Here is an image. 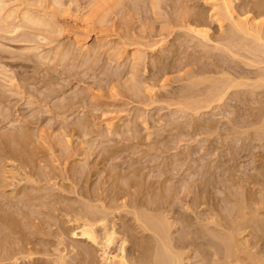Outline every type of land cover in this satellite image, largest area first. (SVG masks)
I'll list each match as a JSON object with an SVG mask.
<instances>
[{
    "label": "rangeland",
    "instance_id": "374dc122",
    "mask_svg": "<svg viewBox=\"0 0 264 264\" xmlns=\"http://www.w3.org/2000/svg\"><path fill=\"white\" fill-rule=\"evenodd\" d=\"M0 1L2 4V6H0L1 7L0 9L3 8V6L5 5V2H6V4L9 2L7 4V7H5L6 5L4 6V8H7V9H5L7 12L4 9H2L0 12V15H1L0 16L1 17L0 29L3 27L6 28L5 32H4V28L2 30H0V60H1L0 61V64H1L0 65V100H1L0 101V108H1L0 109V135H9V134L12 135L13 132L14 133L16 132V134L17 133L19 134L23 130L29 129L31 134L33 133L32 134L33 138H31V139H34L33 140L34 144L31 141V143H30L31 146L28 143L26 146V149H27L26 151H27V153L29 152L30 154L29 153L26 154L25 153L26 151L23 152L24 155H23V153L21 154V152H19L18 157H17V155H18L17 152L13 153V155L11 156L9 152L2 150L1 149L2 144L0 142V144H1L0 145V150H1L0 151V153H1L0 154V166H1L0 167V175H1V177H0V200H2V202L5 201L4 202V208L7 211L9 210V212L17 213L16 217H20V215L18 214L19 212L22 213L24 210L26 211L28 209V207H25L24 204L22 202H20V200L24 197V194L34 195V197H36L38 195L36 198L33 199L31 204L28 202L31 206L28 210H30L32 213H33V211H34V213H36L39 210L44 211V208L42 206H40V204H39L43 201H42V199H39L38 197H41L43 195L46 196L48 193H49L48 195H51V197L47 195L48 198L50 197L51 199H53V197H54L55 200L60 201L58 203L60 205H57V207L58 206L59 207L60 206L66 207V205H69V204L70 205L74 204L73 206L79 207L83 203L87 204V202H89V205H92V206H95V205L97 206V203H98V207L100 206V208H101L102 203H99L100 201L98 202L99 199L102 198L105 200V198H106V201L108 199V201L110 202L115 197V196L113 198L110 197L111 194L114 193V192H112L114 190L109 189V186L113 185L110 183H114L113 182L114 180H112V179L114 178L115 174L117 173V170H119L118 173L122 172V170H123L122 177L124 179L125 178L129 179L130 177H127V175L132 176V169L141 168V175H143V177H144V174H145V176L149 173H151L150 175L154 174V178H153V176L147 175L148 177H151V179H149L146 176L149 179V181H151L153 179H157V177H159L158 179L162 181V179L165 178V175H164L165 172L169 173L170 179L168 181H166V183H164L165 187H166V185H167V187H168V185H170V187L176 186V189H175L176 195H174L175 196V197H173L174 199L172 198L170 201L174 205L176 204L174 206L173 211H175V215H176L175 217L179 218L178 219L179 225L177 226L179 228H177L178 230L175 229L176 232L174 233V235H175L174 237L176 238V241L178 242L181 238V234L185 230L183 225H181V222H182L181 216L182 215L178 214V212L181 214H185V212L191 213V211L188 212V211H185L186 209H184V208H186V205H185L186 201H188L190 199V197L187 198L185 196L186 192L184 193L185 189L183 188L184 184L186 185L187 183H191L190 182L191 181L190 180V177H191V158H193V156H194L195 158L197 157V159H198V157L200 158L201 156H205L207 154L206 152L209 151V150L207 151L206 149H213L214 146L217 147V145L219 144L220 145V147L218 145L219 149L215 150L216 153L218 151L217 155L219 154L218 155L219 157L216 154L213 155V153H212V156L210 154H209L210 156H208V154L206 155V159L210 162L209 163L207 161V163L211 164L209 167L214 168V169H212V171H214L217 175L218 172L220 171V169H218V164H221L220 160L230 159L231 158V150L233 149V147H234V150L235 149L236 150L241 149L242 147H244V142H245V146H246V144L249 143L254 148H256L255 146H262L264 144L263 143L264 138H263V140H260V142L258 139V138H260L259 135L261 134L260 133L261 131L259 132V128L257 127L259 125V123L256 124L257 119L255 120V122L251 121V119L253 117H251V115L248 114V113H250L248 108L249 107L251 108L252 106H254L255 103L253 105H252V103H250L253 101V100L249 101L252 98L247 99V100L245 99V98H248V96H250V95H251V97H253L257 94L254 93L255 95L252 96V93L248 92L249 95L246 94L247 97H244V96H246L244 94V92L247 90L245 87L244 88L246 90L241 89L240 90L241 92L239 91V89L242 88V86L239 87L238 89H236V88H232V89H234V91H237V92L239 91V93H238L239 95L244 94L242 98L245 99V102L249 101L250 105L248 103L242 102V100H241L242 95L240 97L236 96L237 98H240L239 103H236V101L233 102V99L231 100V98H230L232 96L226 95L225 99L222 100V102L217 101L218 102L217 103L214 101L215 103L214 102L211 103L212 104L211 107L209 106L208 108H205V109L203 108V110L200 111L201 113L199 112L197 115V112H196V115L194 116L195 111H194V113H191V112H193V111H191V109H188L189 111H187L186 107L185 108H184V106L182 107L183 104H181V103H180L181 105L177 104V103H179V101L182 100V98L180 99L179 94L181 95L182 91L185 92L186 91L185 89L190 88V85L192 84L191 83L192 79H189V77L192 78L191 76H189V75H191L189 73H193V71L191 72V70L194 69L196 71L197 68L199 70L203 66H205L204 68H206L207 66L208 67L210 66L209 69H211L212 68L211 66L215 67L214 63L218 62L217 64L220 65V62L221 63L225 62V60H224V59H226L225 56H227V55L230 56L227 51L224 52L225 48H223V44L222 45H219L221 43L216 44V42H213L212 38H211L212 41H210V40L205 41L206 39L200 40L202 38L197 37V40H200V42L196 41L194 39L196 36L194 35L195 36L194 37L193 33L191 32L192 33L191 34L190 32H188L190 30H186V28H185V27L189 26L188 25L189 23L188 24L186 23L187 18L188 19H192V17L194 18V15L192 16V14H194V12L197 13L199 11L201 12L202 10L205 11V14L203 17V19L205 20V18L207 17L205 15H207L209 13V11H211V9H210L211 4L210 3L207 4L205 2V0H119L120 2L118 0H58V1L55 0V3H54V0H0ZM41 1H44V2L41 3ZM56 1H57V3H56ZM118 3H121L122 5L121 4L119 5ZM236 3L239 4L240 1L237 0ZM30 6H32V8H30ZM28 8H30L31 12ZM12 9H13V11H12ZM32 10L34 11L35 14L33 13ZM25 11H28L30 14H34L36 16L38 15V17H40L42 19H45V20L47 19V22L49 20V24H50V21L56 20V22H54L55 25L53 22H51V24L49 26L50 29H49L48 24H47V26L45 24L44 26L41 25L40 27H39V25L36 26V24H29V23H27V21H25V19L23 17V14L25 13ZM203 11H202V13H204ZM39 12L42 14L40 15ZM45 12L47 14H45ZM10 13H12V14H10ZM48 13H50V14H48ZM51 14L53 16L52 20L50 17ZM83 14H84V16H83ZM12 15H14V16H12ZM45 15L47 18H44ZM183 16L186 18H184ZM4 17H5V19H3ZM15 18H17V19H15ZM208 18H209V15L206 18V20H208ZM3 21H4V23L6 21V23L4 24ZM184 21H185V23H183ZM14 22H15V24H14ZM180 22L183 23L184 25H181ZM2 25H4V26H2ZM13 25H15V26H13ZM22 26H24V27H22ZM34 26H36V27H34ZM51 26H52V28H51ZM26 27H28V28H26ZM35 29L38 32L35 31ZM213 29H212V31H213L212 34H216V33L218 34L219 33V32H217L216 28L214 30ZM8 30H9V32H8ZM13 30H14V33L12 32ZM39 30H41V31H39ZM173 30H174V32H173ZM215 31H216V33H215ZM169 32H172V34L170 33L171 35H168ZM7 33H11V34H7ZM42 33L45 37L42 35ZM1 34H3V35H1ZM40 36H41V38H40ZM48 36H49V38H47ZM165 36L169 40L166 39ZM191 36H193L194 38H192ZM191 38H192V41H191ZM161 39L162 40L164 39L163 40L164 42L159 43L158 41H160ZM193 39L195 41H193ZM201 41H204V42H202V46L200 45ZM1 42H2V44H1ZM158 43L161 45H159ZM197 43H200V44L197 45ZM204 43H205V45H207L206 47H205V45L203 46ZM216 46L219 48H217ZM28 47H33V48H31L33 51L30 50ZM23 50L28 51V52H24ZM58 52L61 54L65 53V55H67V56H65L63 54L64 55L63 58H65V57L66 58H65V60L62 58V62H60L61 57L60 58H59V56H58V58L55 57V54L56 55L59 54ZM23 53H25V54H23ZM223 53L226 55L221 56L220 54H223ZM42 54H43V56H42ZM44 54H45V56H44ZM61 54H59V55H61ZM135 54H136V56L134 57ZM137 54L138 55L140 54V56H138ZM210 55L212 57L213 56L214 57L216 56V57L212 58ZM48 56H49V58H48ZM168 56L169 57L171 56L172 58L170 57L171 58L170 59ZM231 56H233V55H231ZM231 56L229 58H227L226 60L231 59ZM15 57H16V59H14ZM139 57H141V58L138 59ZM158 57L161 58L162 63L159 60L160 58H158ZM219 57L220 58L223 57L224 62L220 61L221 59ZM133 58H137V59H133ZM232 58H233V60H235L234 56ZM239 58L238 57L236 58V62L238 61ZM241 58H243V57H241ZM25 59H27V60H25ZM153 59H154V61H155V59H158L157 61H155V64L157 62H160L159 63L160 65L157 64V66L159 65L162 68V70H164L162 72V70L159 69L160 71H158V72L159 73L162 72L160 74V76H162L166 70L168 71L171 68L170 72L168 71V74H164L162 77L163 79H164V76L166 77L164 80L166 83L163 82V84H165V87H166V88H164V90L165 89H167V90L163 91V88L162 89L160 88L162 91L157 92V90H160V89L157 87L154 89L155 91L153 92L154 93L153 97H154V100H155V98H157L156 102L153 101V98H151L152 95L149 96L150 98L147 96L150 94H149V92L147 93L146 86L143 88L144 90L141 89V87H143V84L148 83V80L150 82V76H151V80H154V81L157 78L156 77V75L158 73V72H156L157 66L154 65ZM215 59H217V60L219 59V60L217 61ZM243 60L244 59H241L240 62L238 61V63H240V65L237 63L239 66L238 69L236 70L237 72H238L239 68H241V66H243L242 68H244L245 71H247V70L250 71L249 68L254 67V66L248 67L245 64L248 61L247 62L245 61L242 63ZM214 61H216V62H214ZM229 61H232V60H228V62ZM165 63L168 64L167 67H165L166 66ZM225 63L227 65L226 69L227 68L229 69L230 67H228L227 61ZM230 63L231 62H229V65L234 64V61H232L231 64ZM163 64L165 65L164 67L166 69L163 67ZM170 65H171V67H169ZM244 65H246V66H244ZM232 66H235V64ZM208 67H207V69H208ZM260 67H261V69H260ZM260 67L258 69L257 68H253V69L251 68V70L258 72L259 69L262 70L264 68V64H263V66H261V64H260ZM167 68H169V69H167ZM242 68H241V70H239L240 73L245 72V71H242L243 70ZM201 69L203 70V68H201ZM157 70H158V67H157ZM167 71L165 73H167ZM195 71H194V73H195ZM228 71H230V70H228ZM236 71L233 70L232 74L234 75V73H236ZM9 72H11V73L13 72V73L10 74ZM134 72H136V73L134 74ZM262 72H263V70L260 73H262ZM153 73H155V76H153L154 75ZM194 73H193V75H194ZM240 73H236V74H240ZM13 74H15L16 76L15 75L13 76ZM2 75H3V77H2ZM219 75H218V77H219ZM133 76H134V78H133ZM148 76H149V78H147ZM235 76L237 77V75H235ZM251 76H252V74H251ZM194 77H197V80H198L199 79L198 73L196 76L194 75ZM240 77H245V76L241 75ZM14 78H15V80H14ZM167 78H168V80L166 81ZM247 78L250 79V77H247ZM256 78H257V76H256ZM3 79H5V81H2ZM145 79H147V81H144ZM193 79H196V78H193ZM251 79H255L254 76H252ZM8 80H9V83H8ZM11 82H13V83H11ZM140 82L141 83L143 82V83L140 85L139 84ZM161 82H162V80H161ZM159 83H158V85L161 84V83L160 84ZM201 83L203 84V82H201ZM208 83L209 82H207V84ZM207 84L205 83L204 85L207 86ZM134 85H135V88H137V89L134 88ZM136 85L140 86V87H137ZM188 85H189V87H186ZM204 85H202V86H204ZM22 88H23V90H22ZM202 88L204 89L205 87H201L200 89H202ZM131 89L133 91L139 90V93H141V94H139L140 97L136 96V94L138 95L137 91H136V94H134V92ZM200 89L198 88V90H200ZM203 89H202V92H204ZM231 90H229V92H228L229 94L231 93L230 92ZM180 91H181V93H180ZM234 91H232V92L234 93ZM257 91H259V89ZM259 92H261V91H259ZM29 93H32V94H29ZM156 93L157 94L161 93L159 95H161L165 99L159 95L155 96ZM197 93L198 92H196V94ZM245 93H247V92H245ZM28 94L30 95V97ZM31 95L34 96V98ZM199 95L197 97L201 98V97H199ZM262 96L260 95V97H259L257 95V96H255L256 98L254 97V99H257V97H259L258 99H260ZM145 97H146V99L147 98L148 99L146 100ZM158 97L161 98V100L158 101V99H159ZM37 98H39V99L37 100ZM42 98H43V100H42ZM227 98H229V99H227ZM29 99H31V100H29ZM65 100H67V101H65ZM228 100L229 101L231 100V101L229 102ZM30 101H32L33 103L34 102H36V103L31 104V103H29ZM38 101L40 102L39 104H38ZM41 101L42 102L46 101V102L45 103L43 102V104H42ZM70 101L72 103H70ZM225 101H227V102H225ZM68 102L71 106L67 104ZM73 102L76 104L74 105ZM182 102H183V100H182ZM231 102H233L234 104H232ZM259 102L261 104V100ZM263 102L264 101H262V104H264ZM47 103H48V105H47ZM146 103H148V104L151 103V104L147 105ZM228 103H230L229 104L230 107H228L229 106ZM40 104H42V105H40ZM246 104L249 106H247ZM231 105H234V106H231ZM235 105H237V108L239 110H242V111L238 112V115L241 114L240 116H242V114H243V111H244L243 108L245 109V107H246V109H247V110L245 109L244 113H246V114L245 115L243 114L242 118H240V116H238L236 113H234L235 117L237 115V117H239L238 119H240V121H241V122L237 123V125L240 124L239 126H234V124L237 122L238 119L236 121H234V119H232V116H230V114L232 115V113H233L231 111L236 109ZM242 105H243V107H242ZM244 105H246V106H244ZM258 105H259V103H258ZM260 106H262V105H260ZM262 107H264V106H262ZM43 108H44V112H43ZM66 109H69V112H66ZM238 109H236V110H238ZM51 110H53L54 112ZM224 112H225V114H224ZM191 114L194 117L189 116ZM2 115H4V116H2ZM139 115H140V117H139ZM84 117H86V120H84ZM91 117H92V119H91ZM196 117L198 118V120ZM82 118L84 121H87V122L90 121L89 123H91V122H93V123L88 125L87 122L82 121ZM139 118H140V120H139ZM194 118H195V120H193ZM208 118H211L209 120L210 123H213V121H214L213 124H215L216 128L219 127L217 130H215V132H213V134H211V135H210V133L205 134L202 131H201L202 133H200V131H198L197 128L196 129L192 128V126H193L192 124L198 123L201 120H203V122H204V120L207 121ZM248 119H249V122L255 123L254 128H253L254 130L251 129L252 128L251 124H250L251 125L250 126L248 122H247L248 124L246 123L245 120L248 121ZM77 120L78 121L80 120L79 123L82 122V125L80 124V126H77L76 125V124H78V123H76ZM232 120H233V122H232ZM32 121L34 124H32ZM67 121L69 122V127L67 126L68 125ZM142 121H144V122H142ZM242 121L244 124L242 123ZM13 123H14V125H13ZM26 123H28L27 125H29V123H31L29 125V128L27 127ZM112 123L113 124L115 123V125H112ZM140 123H141V126H140ZM83 124L86 125L87 128H89L90 132H91V129L93 130V128H94V130L91 132V135H90V132L87 131L88 129H86L85 128L86 126H85L84 128L86 129V133H85L86 136H84L85 134L82 131V129L80 128V127L83 128ZM133 124H135V125L133 126ZM32 125H33V127H32ZM91 125H93V126H91ZM242 125H244L245 127ZM248 126L250 128H248ZM259 126H261V125H259ZM65 127H68L69 129H71V130H69V132H71L72 130L73 131L71 133H69V132L67 133L68 128L66 130ZM74 127H75V129H74ZM90 127H92V128H90ZM138 127L140 128L141 131L139 130ZM234 127H237V128H234ZM238 127L240 128V130L238 129ZM7 128H8V132L6 130ZM76 129H77V131H76ZM199 129H200V127H199ZM233 129H235V130H233ZM137 131L141 134L142 138H141V136H139V133ZM193 131H195V132L193 133ZM196 131H197V133H196ZM245 131H247V132L244 133ZM253 131L255 133H258L259 137L256 136ZM80 132H82V134ZM95 132H97V133H95ZM150 132H152V133H150ZM248 132L252 133V137H253L252 139L254 141L252 140V142H250L251 136L249 135ZM87 133H89V134H87ZM147 133L149 135L151 134L152 136L151 135H150L151 137L148 136ZM236 133L238 134V136ZM240 133H243V135L241 136ZM71 134H73V136ZM136 134L138 135V138H137V136L135 137ZM209 135H210V138H209ZM239 135H240V137H239ZM139 137H140V140L142 139V140H144V142L146 141L145 138H147L148 140L146 141V144H144V142L142 143V141H140L142 143V144H140ZM205 137L206 138L208 137L209 140L207 139V141H206ZM238 138L239 139L241 138V139L239 140ZM163 139H165V140H163ZM244 139H246V140H244ZM134 140H136V141L134 142ZM211 140H212V142H211ZM256 140H258V141H256ZM67 141L68 142L71 141V143H67ZM156 141H159V142H156ZM152 142H155L158 146H156V144L152 143ZM215 142H216V144H215ZM133 143H134V145H132ZM210 143H213V144L211 145ZM254 143H255V146H254ZM259 143H260V145H258ZM138 144H140V145H138ZM152 144L154 145V147L152 146ZM209 144L211 145V147L213 145L214 146L212 148H210ZM13 146L15 148L20 147V146L15 145V144ZM112 146H114V147L112 148ZM135 146H136V149H134ZM3 147H4V145H3ZM67 147H69V148H67ZM117 147H121V148L117 149ZM124 147H126V148L124 149ZM132 147H133V150H132ZM70 148L72 149V151H70L71 150ZM222 148H224V149H222ZM228 148H230V149H228ZM261 148L257 147V150L255 149L253 151L257 152L258 154L264 153L263 152L264 150L262 152H261V150H258ZM19 149L22 150V147H20ZM33 149L34 150L36 149V150L34 151ZM68 149H70V150L68 151ZM105 149H107V151L112 150V149L118 151V150L122 149V150H120V152H118L119 155L117 154L115 156V159L113 158L112 160L109 161V163H112V165L115 164V166L113 165L114 167L111 166V164H110L111 167H113V168L117 167L118 168V169L116 168V173H115L114 169H112L114 171V172H112V171H109L110 167L109 166L107 167V165H109V163H108V161L106 163L105 158H103V157H105L104 154L106 153ZM222 151H224V153ZM229 151H230V153H229ZM2 152L6 153V154L4 155V153L2 154ZM69 152L71 154H68ZM102 153H103V156L102 155L100 156V154H102ZM227 153H229L230 156H228L229 154H227ZM20 154H21V156H20ZM1 155H2V157H1ZM14 155H15V157H14ZM28 155H30L32 158L31 157L28 158ZM121 155H123V156L121 157ZM126 155H127V157H126ZM191 155H192V157H191ZM224 155H226V157ZM22 156H24V157H22ZM128 156H130V158ZM21 157L24 159H22ZM87 157H89V158H87ZM101 157H102V159H101ZM178 157L179 158L182 157V159L179 160ZM249 157H246L245 155H243V158H241L237 162V165L239 166L240 171L245 170V168L249 169V170H247V171H249V173L252 172V170L255 171V169L253 168L254 167V165H253V163H254L253 159L254 158H249ZM20 158L22 159V161L25 160V158L27 160L29 159L28 161L27 160H25V162L23 161V163H28V164L21 163L22 161L20 160ZM17 159H19V160L17 161ZM216 159H218V160L216 161ZM256 159H258V157L255 158V160ZM102 160H104V161H102ZM11 161H13V162H11ZM41 161L43 162V164H41ZM124 161H125V163H123ZM136 161H137V163H136ZM252 161H253V163L251 164ZM14 162H15V164H14ZM35 162H37L38 164ZM169 162H170V164H169ZM11 163H12V165H11ZM118 163H119V165H118ZM39 164H41V165H39ZM83 164H84V166H83ZM99 164H101V165H99ZM34 165H36V166H34ZM86 165H88L87 166L88 168L86 167ZM94 165L96 167H92V168H94L96 170H94V169L91 170L90 171L91 175L90 176L88 175L89 176L88 177L87 174L89 173L88 171L91 169L90 166H94ZM15 166H17V167H15ZM39 166L40 167L44 166V167L40 168ZM81 166H83V167H81ZM104 166H106V170H105ZM130 166H131V169H130ZM213 166H215L216 168ZM247 166H249V167H247ZM33 167H35V169ZM85 167H86V170L84 169ZM126 167L128 169H126ZM150 167H152V168H150ZM240 167H245V168H240ZM15 168H17V169H15ZM73 168L76 169V170H74L75 173L77 172L76 174H74V172L72 171ZM81 168H83V169L81 170ZM107 168H108V170H107ZM172 168H174L173 172H171ZM3 169L8 170L9 172L8 171L6 172V170L3 171ZM34 170H36L37 172ZM45 170H48V171L46 172ZM79 170H81L80 173H79ZM127 170H128V172L130 171L129 173H131V174H129V173L127 174ZM82 171L85 173H83ZM103 171L105 173H103ZM161 171H164L163 172L164 174H162ZM240 171H238V174ZM19 172H20L19 176H22V177L24 176L25 178L20 179L21 177H19L17 175ZM39 172H41L42 174L45 173V175L44 174L41 175V173H39ZM81 172L83 174H85L86 176L83 175ZM91 172H94V173H91ZM106 172H107V175H106ZM125 172H126V176L124 174ZM142 172H144V173L142 174ZM47 173H48V175H47ZM71 173H73L72 174L73 176L71 175ZM78 173L82 174V175H79L80 176L79 177ZM100 173L102 174L101 177L104 176V178H102L101 180H100L101 177L99 176ZM110 173L113 176V178H111V179H110V177H112V176L110 175ZM112 173L113 174L115 173V174L113 175ZM255 173H256V171H255ZM12 174H14V175L16 174V175L13 176ZM94 174H96V175H94ZM6 176L10 177L11 179L6 177ZM30 176L32 178H34L35 180L34 181L27 180L28 178H31ZM81 176H83L84 178L82 179ZM120 176L121 175L117 176V174H116V177L119 178ZM4 177H6V178H4ZM107 177H108V180H106ZM13 178H14V180H13L14 182L12 181ZM45 178H46V180H45ZM79 178H81L80 181H79ZM123 178H119V179L122 180ZM9 179H10V184L8 182ZM36 179L37 180L39 179L41 183H42V180H45V181H43V183L41 184L38 181H36ZM109 179H110V181H109ZM117 179H115V180H117ZM119 179L117 180L118 183H119ZM128 179L122 180L121 183L124 181L125 182L128 181ZM85 180H86V182H85ZM102 180L104 181L103 183L101 182ZM111 180H112V182H111ZM172 181L175 184H173ZM186 181H188V182H186ZM31 182L33 183V185ZM35 182H37L39 185L37 183L35 184ZM108 182H110V183H108ZM168 182H169V184H167ZM118 183L116 182L115 185L116 184L118 185ZM226 183H228L227 185L230 186L231 182H226ZM5 184L9 187V189L8 188H7V190L5 189L7 187ZM104 184L106 187L104 186ZM2 185L4 187H2ZM98 186H100L102 188V190ZM20 187L23 190L20 189ZM110 187H112V186H110ZM165 187L163 190L165 193H167L165 191L167 187L166 188ZM42 189L44 190V192L42 191ZM96 189H100L101 191L98 190L99 191L98 192ZM107 190L108 191L112 190V191H110L112 193L108 194ZM159 190L158 191L154 190L152 192L156 195V193H158ZM94 191L95 192L97 191V193L100 194V195L98 194V197L96 196L97 198H99L97 201L94 200L95 198L93 195L97 194ZM155 191H156V193H155ZM1 192H2V194H1ZM91 192L92 193L94 192V193L92 194ZM214 192H215V190H214ZM217 192L218 191H216L215 193H217ZM153 193H151V194H152V197L154 198L155 195ZM41 194H43V195H41ZM82 194H85V195H87V194L91 195L92 194L93 201H90V199L87 196H84ZM107 194L110 198L108 196L106 197ZM218 196L221 197L220 193L218 194ZM155 197H156V199L158 198L157 196H155ZM4 199H6V200H4ZM128 199L129 198H127V200ZM106 201L104 202L102 200V202H104V203H106ZM36 202H37V205H36ZM71 202H73V203H71ZM74 202L76 204L79 203L80 205L76 206ZM91 202L93 204H90ZM179 202L180 203L183 202V203H181V205L183 204L184 206L183 205L182 206L184 208L180 205ZM9 204H10V206H9ZM12 204H14V205H12ZM32 204L39 206L40 209L38 210V207H35ZM127 209L131 210V208H127ZM14 210H16V212H14ZM45 211H48V210L46 209ZM55 211H53L52 214L55 212V215L54 214L53 215L55 217L59 218V215H60V213L58 212L59 210H55ZM110 211H112V210H109L106 212H108V214H112V213H109ZM56 213H58V215ZM126 213H125V211L122 212L123 216H125V215L128 216L125 220L129 221L130 218L133 217V214L129 213V215H128V213L127 214ZM33 214H32V216H33ZM114 214H118V211L114 212ZM114 214H112V215L114 216ZM112 215H110V216L108 215L110 219H113ZM42 217H43V214H42ZM194 217H195V215H194ZM21 218H22V216H21ZM39 218L41 219V216ZM39 218L36 219V223L39 221L38 220ZM66 219L67 218L62 219V220L59 219V221H57L58 222L57 224L59 225L60 222H61L60 224H62L63 221H65ZM49 220H48V222H49ZM21 221L22 220H20V222ZM43 221H46V220H43ZM50 221H53V220H50ZM39 222H41V221H39ZM39 222H38V224H39ZM132 222L133 221H129L130 224L134 225L135 221H134V223H132ZM26 224H27V220H26ZM26 224L24 221H22L21 225H23V228L26 230V231L24 230V232L26 234H29V237L32 236L31 239H35V240L45 239V240L52 241V242L56 241V238L54 239L55 234L52 231H49V229L47 230L46 226H45V228H46L47 232L48 231L49 232L45 234V233H39L38 232V231H40V232L45 231L46 232L45 228H43L44 231H42V228H41V226H44V225L40 226L41 229L37 225V227H38V229H37V227H35L36 225L31 226L30 223H28L27 225ZM53 224H54V221H53ZM57 224H56V226H57ZM66 224H67V226H66ZM66 224L64 223L63 226L68 227L69 224L68 223H66ZM136 226H137V224H135V227ZM189 229L191 230V228H189ZM36 231H37V233H36ZM40 234H41V236H40ZM18 236H20V235L17 234L15 236L10 237V238L16 239V237H18ZM12 239H10V240L12 241ZM13 241H15V240H13ZM73 241H78V240H70V242L76 243ZM38 248H40V246ZM65 252H63V253H65ZM69 253H71V252H67L68 256L66 254H64L66 259L69 260L67 264H75V261H76L74 259L75 255H72L70 257ZM67 257H69L71 259H69ZM193 261H195V259H193ZM185 262L188 263L191 261H184L183 263L185 264ZM188 264H190V263H188Z\"/></svg>",
    "mask_w": 264,
    "mask_h": 264
},
{
    "label": "bare ground",
    "instance_id": "6f19581e",
    "mask_svg": "<svg viewBox=\"0 0 264 264\" xmlns=\"http://www.w3.org/2000/svg\"><path fill=\"white\" fill-rule=\"evenodd\" d=\"M57 1H56V3H57ZM236 1L237 0H205V2L207 4L210 3L211 7H212V8L210 7L211 11H209V13L207 12L208 14L206 13L207 15H205L207 17L209 15L208 20H206L207 17L205 18V20L203 19L204 14H205V11H203V10L202 11L204 13H202V11L201 12L199 11L197 13L194 12V14H192V16L194 15V18L193 17H192V19H188L187 18L188 22L185 20L187 24L189 23L188 24L189 26L185 27L186 30H190L188 32H190V33L192 32L193 36L194 35L196 36V37L194 36L195 38L193 36H191L192 38H194L196 41H199V42H200V40H203V39H206L205 41H208V40L212 41L211 40V38H212L213 42H216V44L217 43H221L219 45L223 44V48H225L224 52L227 51L230 56L233 55L235 57V60H233V58H232L233 56H231V59H228V60L234 61L235 66H232V65H234V64H231L232 61H229V62H231L230 63L231 65H229V62L226 59L229 58L230 56L227 55L228 57L225 56L226 59L223 58L224 56L222 58H220V57L219 58L221 59L220 61H223V59L225 60V62L227 61L228 67H230L229 69L228 68L226 69L227 65H226V63L224 61L223 62L225 64L220 62V65L217 64L218 62L214 61V62H216V63H214L215 67L211 66L212 68L214 67L213 69L212 68L209 69L210 66L209 67L207 66L208 69H207V67L204 68L205 66H203V67H201V68H203V70L200 68L201 69V70L199 69L200 71L198 70V68H197L196 71L192 68L193 70H191V72L193 71V73H194V71H195V73H194L195 76L198 73L200 80L199 79L197 80V77H194L193 73H189V74H191L189 76L192 77V78L189 77V79H192L193 82L191 81L192 84L191 85L189 84L190 88H188V89L186 88L185 92L182 91L181 95L178 93L179 96H180V99L182 98L183 102H182V100L179 101L178 100L179 98H178L177 100L179 101V103H177V104H180V103L183 104L182 107L183 106H184V108L186 107L187 111H189L188 109H191V111H193L191 113H194V111H195V114H194V116H195L196 112H197V115H198V113L201 110H203V108L205 109V108H208L209 106L211 107V105H212L211 103H213L214 101L215 102H217V101L222 102V100L225 99L226 95L227 96L228 95L232 96V97L229 96L231 98V100L233 99V102L236 101V103H239V99L240 98H237L236 96L240 97L242 95V94L241 95L238 94L241 89H243V90L247 89L245 91L247 93H245L243 91L245 95L246 94L249 95L248 92H251L252 96L255 95L254 93H256L259 97H260V95L261 96L263 95L260 99H258L259 97H257V99L259 101L261 100V104H260V102L257 99H254V97L257 96V95H255L253 97H251V95H250V96H248V98H245L246 100L252 98V99L249 100V101L253 100L250 103H252V105L255 103V105H254L255 107L252 106L251 107L252 109L250 107L248 108L249 112H250L248 114H250L251 117H253L252 119L250 118L251 121L255 122V120L257 119L256 124L259 123V125H261V126H259V125L257 126L256 125L259 128V132L261 131L260 135L253 131L256 136H258V135L260 136V138H258L259 136L257 137L259 139V142H260V140H263V138H264V107H262V106H264V104H262V101H264V68L262 69L263 72L260 73L262 71V70H260L261 69L260 64H261V66H263V64H264V0H239L240 1L239 4L236 3ZM42 2H44V1H41V3ZM54 3H55V0H54ZM7 4L5 2L6 6L5 5L4 6L7 7ZM118 4L120 5L121 3H118ZM0 6H2L1 1H0ZM4 6H3L2 9H4V10L7 9V8H4ZM32 6H30V8H32ZM30 8H28V9L30 10ZM2 9H0V12H1ZM12 11H13V9H12ZM30 12H31V10H30ZM33 13H34V11H33ZM10 14H12V13H10ZM34 14H30L28 11H25V13L23 14V17H24L25 21H27V23L36 24V26L39 25V27L41 25L44 26L45 24L47 26V24H48V28H49L51 22H53V23L56 22V20L55 21H50V24H49V20L47 22V19L46 20L42 19V18L38 17V15L36 16ZM41 14L42 13H40V15ZM45 14H47V13L45 12ZM48 14H50V13H48ZM12 16H14V15H12ZM83 16H84V14H83ZM50 17H51V20H52V18H53L52 14L50 15ZM44 18H47L46 15L44 16ZM184 18H186V17H184ZM3 19H5V17ZM15 19H17V18H15ZM0 20H1V17H0ZM185 21L183 23H185ZM3 23H4V21H3ZM5 23H6V21H5ZM183 23L180 22L181 25H184ZM14 24H15V22H14ZM54 25H55V23H54ZM2 26H4V25H2ZM13 26H15V25H13ZM36 26H34V27H36ZM22 27H24V26H22ZM3 28H4V32H5L6 28L5 27H3ZM3 28H1L0 30H2ZM26 28H28V27H26ZM51 28H52V26H51ZM213 28L214 29L216 28L217 32H219V33L217 34L216 31H215L216 34H212L213 33V31H212ZM36 29H35V31H37ZM14 30L12 31L13 33H14ZM39 31H41V30H39ZM8 32H9V30H8ZM173 32H174V30H173ZM170 33L172 34V32H169L168 35H171ZM3 34H1V35H3ZM7 34H11V33H7ZM42 35H43V33H42ZM197 37H200L202 39L197 40ZM40 38H41V36H40ZM47 38H49V36ZM192 38H191V41H192ZM166 39H168V38L166 37ZM194 39H193V41H195ZM163 40L161 39L158 42L159 43L164 42ZM202 42H204V41H201V44L197 43V45L200 44L202 46ZM1 44H2V42H1ZM159 45H161V44H159ZM204 45H205V43L203 44V46ZM206 46L207 45H205V47ZM28 48L30 50H32L31 48H33V47H28ZM217 48H219V47H217ZM23 51L24 52H28V51H25V50H23ZM23 54H25V53H23ZM59 54H61V53H59ZM59 54H57V55L55 54V57H57V58H58V56H59V58L61 57L60 58V62H62V58L65 55V53H62L61 54L62 56L59 55ZM220 55L222 56V55H226V54L223 53V54H220ZM42 56H43V54H42ZM44 56H45V54H44ZM65 56H67V55H65ZM135 56H136V54L134 55V57ZM138 56H140V54ZM237 57L238 58L239 57L240 58L243 57V58H241V59H244L242 61V63L245 62V61L246 62L248 61L245 64L248 67L249 66H254V67H250L249 68L250 71H248V70L245 71L244 68H242L243 66H241V68L243 69L242 71H245V72H241L240 73L239 70H241V68H239V70L237 72L236 70L239 67L238 64L240 65V63H238V61L239 62L241 61V59L239 58L240 60L238 59V61L236 62V58ZM48 58H49V56H48ZM65 58H63V59L65 60ZM140 58L141 57H139L138 59H140ZM158 58H160V57H158ZM14 59H16V57ZM133 59H137V58H133ZM25 60H27V59H25ZM157 60L158 59H155V61H157ZM159 60L161 61V58ZM215 60H217V59H215ZM153 61H154V59H153ZM155 61H154V65L157 66V64H159L160 62H157L155 64ZM161 63H162V61H161ZM159 65L157 66L158 70H157V67H156V72L162 70V68ZM171 65L169 67H171ZM246 65H244V66H246ZM164 66L165 65L163 64V67ZM167 66H168V64H166L165 67H167ZM259 67H260V69H259L260 72L251 70V68L252 69L253 68H257L258 69ZM167 69H169V68H167ZM170 70H171V68H170ZM170 70H168V71L170 72ZM228 70H230V71H228ZM233 70L236 71V73H240V74L234 73V75H233L232 74ZM163 71L164 70H162V72ZM168 71H167V73L164 72V74H168ZM136 72H134V74ZM162 72H160V73L158 72L159 74L157 73V75H156L157 78H156L155 81L151 80V76H150V82L148 80V83L143 84V87H141V89H143L146 86L147 93L149 92V94H150V95H147V96L149 97V96L152 95L151 98H153V101H155V102H156L157 98H155V100H154V97H153L154 96L153 92L155 91L154 89L157 87L159 89L163 88V91L167 90V89L164 90V88H166V87H165V84H163V82H165L164 80H165L166 77L164 76V79L162 78L164 74L162 76H160V74ZM9 73L12 74L13 72L12 73L9 72ZM155 73H153L154 74L153 76H155ZM15 74H13V76ZM251 74H252V76H254L255 79H251V77H252ZM218 75H219V77H218ZM235 75H237V77L239 76L238 77L239 79ZM241 75L245 76V77H240ZM256 76H257V78H256ZM2 77H3V75H2ZM247 77H250V79L247 78ZM15 78H14V80H15ZM133 78H134V76H133ZM147 78H149V76ZM193 78H196V79H193ZM9 80H8V83H9ZM161 80H162V82H161ZM167 80H168V78L166 79V81ZM2 81H5V79H3ZM144 81H147V79H145ZM201 82H203V84ZM207 82H209L210 84L209 83L207 84ZM11 83H13V82H11ZM142 83L140 82L139 84L141 85ZM158 83L160 85H158ZM205 83L207 84V86L204 85ZM189 85L186 86V87H189ZM202 85H204V86H202ZM241 86H242V88H240L238 92L234 91V89H232V88L238 89ZM137 87H140V86H137ZM201 87H205L204 89L202 88L204 92H202V89H200ZM134 88H135V85H134ZM198 88L201 91L198 90ZM135 89H137V88H135ZM161 89L160 90L156 89V90L158 92V91H162ZM258 89L261 92L257 91ZM22 90H23V88H22ZM229 90H231L230 94L228 93ZM136 91L135 90L133 91L134 94H136ZM232 91H234V93ZM196 92H198L200 95L198 93L196 94ZM137 93H138V95L136 94V96L140 97L139 94H141V93H139V90L137 91ZM161 93H159V94H161ZM180 93H181V91H180ZM29 94H32V93H29ZM159 94L156 93L155 96L159 95ZM198 95L201 98H198L197 97ZM243 95L241 96V98L243 97ZM159 96H161V95H159ZM29 97H30V95H29ZM32 97L34 98V96H32ZM244 97H247V95L244 96ZM162 98H164V97H162ZM38 99L39 98H37V100ZM145 99H146V97H145ZM227 99H229V98H227ZM245 99L242 98L241 99L242 102L249 104V101L245 102ZM29 100H31V99H29ZM42 100H43V98H42ZM159 100H161V98H159L158 101ZM65 101H67V100H65ZM43 102L45 103L46 101H43ZM43 102H42V104H43ZM225 102H227V101H225ZM233 102H231V103L234 104ZM29 103L32 104L33 102L30 101ZM34 103H36V102H34ZM39 103L40 102L38 101V104ZM70 103H72V102L70 101ZM258 103H259V105H258ZM42 104H40V105H42ZM67 104L70 105L69 102ZM75 104L76 103H74V105ZM146 104L150 105L151 103L150 104L146 103ZM229 104L230 103H228V105ZM47 105H48V103H47ZM246 105H244V106H246ZM249 105H247V106H249ZM260 105H262V106H260ZM231 106H234V105H231ZM228 107H230V105ZM242 107H243V105H242ZM235 108L238 109L237 105H235ZM236 109L233 110V111L230 110L231 112H233L232 115L230 114V116H232V119H234V121H236L239 118V117H237L238 112L242 111V110H239V109H238L239 110L238 111ZM245 109H246V107H245ZM245 109L243 108L244 111H245ZM51 111H53V110H51ZM244 111H243V114L245 115L246 113H244ZM43 112H44V108H43ZM66 112H69V109H66ZM234 113L237 114L236 117H235ZM224 114H225V112H224ZM243 114H242V116H243ZM240 115H238V116H240ZM2 116H4V115H2ZM189 116H192V114L189 115ZM194 116H192V117H194ZM242 116H240V118H242ZM86 117H84V120H86ZM139 117H140V115H139ZM91 119H92V117H91ZM210 119L211 118H208V120L207 121L204 120V122H203V120H201L198 123L194 122L195 124H192L193 125L192 128H195V129L197 128V130L200 131V133H202V132L205 133V134H207V133L209 134L210 133V135H211L219 127L217 126L218 128H216L215 124H213L214 121H213V123H210L209 122ZM84 120L82 118V121H84ZM139 120H140V118H139ZM193 120H195V118ZM197 120H198V118H197ZM79 121L78 120L76 121V123L79 124V125L76 124L77 126H80V124L82 125V122L79 123ZM245 121H246V123L248 122L249 125L250 124L252 125V126L250 125L252 127L251 129L254 128V125H255L254 122H249V119H248V121L247 120H245ZM84 122H87V121H84ZM89 122H87L88 125L93 123V122H91V123H89ZM142 122H144V121H142ZM232 122H233V120H232ZM239 122H241L240 119H238L235 124L233 123L234 126H239L240 124L237 125V123H239ZM242 123H243V121H242ZM27 124L28 123H26V125ZM30 124L31 123H29V125ZM32 124H34L33 121H32ZM84 124H83V128L82 127H80V128L82 129V131L85 134L86 133V129H88L87 131H89V128H87V126L84 125ZM13 125H14V123H13ZM29 125H27L28 128H29ZM112 125H115V123L114 124L112 123ZM134 125L135 124H133V126ZM67 126L69 127V122H68ZM91 126H93V125H91ZM140 126H141V123H140ZM242 126H244V125H242ZM32 127H33V125H32ZM68 127H65L66 130H67ZM199 127H200V129H199ZM90 128H92V127H90ZM234 128H237V127H234ZM248 128H250V127L248 126ZM74 129H75V127H74ZM77 129H76V131H77ZM238 129L240 130L239 127H238ZM6 130L8 132V128ZM69 130H71V129L68 128L67 133L69 132ZM93 130H94V128H93ZM93 130L91 129V132ZM139 130H140V128H139ZM233 130H235V129H233ZM71 132H69V133H71ZM91 132H90V135H91ZM194 132L195 131H193V133ZM246 132L247 131H245L244 133H246ZM80 133L82 134V132H80ZM95 133H97V132H95ZM150 133H152V132H150ZM196 133H197V131H196ZM250 133H249V135L251 136V141L250 142H252V140H253L252 138L253 137H252V133L251 134ZM32 134L29 131V129H27V130H23L19 134L18 133L16 134V132L15 133L13 132L12 135L11 134H9V135H0V142L2 144V148L1 149L6 151V152H9L11 156L13 155V153L17 152V154H18L17 157H18L19 156V152H21V154H22L23 152H25L27 150L26 149L27 143L30 144L31 141H32V143L34 144V141H33L34 139H31V138H33ZM87 134H89V133H87ZM240 134H241V136L243 135V133H240ZM71 135L73 136V134H71ZM150 135L148 134V136H150ZM210 135H209V138H210ZM84 136H86V134ZM136 136L138 138L137 134L135 135V137ZM139 136H141L140 133H139ZM237 136H238V134H237ZM239 137H240V135H239ZM141 138H142V136H141ZM207 139H208V137L206 138V141H207ZM145 140L147 141L148 139L145 138ZM163 140H165V139H163ZM244 140H246V139H244ZM135 141L136 140H134V142ZM140 141H142V143L144 142V140H142V139L140 140V137H139V142ZM146 141L144 142V144H146ZM256 141H258V140H256ZM156 142H159V141H156ZM211 142H212V140H211ZM67 143H71V141L70 142L67 141ZM142 143L140 142V144H142ZM152 143H155V142H152ZM14 144L22 147V150L19 149L20 147L19 148H15L13 146ZM140 144H138V145H140ZM210 144L212 145L213 143H210ZM215 144H216V142H215ZM3 145H4V147H3ZM132 145H134V143ZM211 145H210V148H212L214 146L213 145L211 147ZM218 145H217V147L214 146L213 149H206L207 151L209 150L208 152H206L208 154V156H210V155L212 156V153H213V155L214 154L217 155L218 151L216 153L215 150L219 149ZM258 145H260V143ZM30 146H31V144H30ZM152 146L154 147L153 144H152ZM156 146H158V145L156 144ZM254 146H255V143H254ZM69 147H67V148H69ZM113 147L114 146H112V148ZM219 147H220V145H219ZM255 147L256 148L252 147L251 144H249V143L246 144V146H245V142H244V147H242L241 149H237V150L235 149L234 150V147H233V149L231 150V158L228 159V160H220L221 164H218V169H220V171L218 172L217 175H216V173L214 171H212V169H214V168L209 167L211 164H209L210 162L206 159V155L207 154L205 156H201L200 155L201 157L200 158L198 157V159H197V157L195 158L194 156H193V158H191V177H190V180H191L190 182L191 183H187L186 185L185 184L183 185V188L185 189L184 193L186 192L185 196L187 198L190 197V199L188 201H186V204H185L186 208L183 207L184 206L183 204H182L183 206L181 205V203H183V202H181V203L179 202L180 205L184 209H186L185 211H188V212L191 211V213L185 212V214H181V213L178 212V214L182 215L181 216V218H182L181 225H183V227L185 228L183 233L181 232L182 233L181 234V238H180V240L178 242L176 241V238L174 237L175 236L174 233L176 232L175 229L179 228V227H177L179 225L178 224L179 223L178 222L179 218L175 217L176 216L175 215V211H173L174 210V206L176 204L174 205L170 201L173 197H175L174 195H176V190H175L176 186L175 187H172V186L170 187V185H168V187H167V185H166V187H167L166 188L165 185H164V183H166V181H168L170 179L169 178V173L165 172V174H164L163 173L164 171H161V173L165 175L164 179L161 178L162 181L158 179L159 177H157V179H153V180L149 181V179H151V177H148V176L151 173L147 174L148 172L147 171H146L147 173L145 172L148 175V176L146 175L149 178L148 179L145 176V174H144V177H143V175H141V168H134V169H132V176H128L127 175V177H130V178L129 179L125 178V179H128V181H126V182L124 181L125 183L124 182L121 183L122 180H125L122 177L123 170L120 173H118L119 170H117V173H116V168L117 167L113 168L115 166V164H113L114 165L113 166L112 163H109V161L112 160L113 158L115 159V156L117 154L119 155L118 152H120V150H122V149H120L118 151L113 150V149L107 151V149H105L106 151L105 150L104 151L106 153L104 154L105 157H103V158H105L106 163H107V161L109 163V165H107V167L108 166L110 167L109 171L114 172L112 170V169H114L115 173L117 174V176L121 175L119 178H123V179L122 180L119 179L118 177H116V174L114 173L115 174L114 178L115 179H117V178L119 179V183H118V181H117L118 179L115 180L113 178V176L111 175V173H110V175L112 176V177H110V179L113 178L112 180H114L113 181L114 183L108 182L110 184H113V185H110L112 187L109 186V189L114 190V191L110 190V191H112L114 193L108 191L109 189L107 191H108V194L112 193L111 196H110L111 198H113L115 196L112 200L110 199L111 200L110 202L108 201V199H107V201H108L107 202L106 198H105V200L102 199V198L101 199L97 198L98 194H99V193H97V191L100 190V189H96L97 190L96 192L94 191L95 193H97V194L93 195L94 198H95L94 200L97 201L99 199L98 202L100 201L99 203H102V205L100 204L101 208H100V206L98 207V203H97V206L96 205L92 206V205H89V202H87V204L83 203L82 205H80L79 203L76 204L74 202L76 206L80 205L79 207H75V206H73L74 204L70 205L69 203H68L69 205H66V207H64V206H60V207L58 206L57 207V205H60V204H58L60 201L55 200L54 197H53V199H51L50 198L51 195H48L49 194L48 193L47 195L50 196L49 198L47 197V195L44 196L43 194H41L43 196L38 197L39 199H42V201H43V202H41L39 204H40V206H42L44 208V211L43 210H39L40 208H39V206H36L37 205V202H36V205L35 204H32V205H34L35 207H38L39 211H37L38 213L36 212L37 214L34 213V211H33V213H34L33 214L28 209L31 207L30 204L33 201V199L36 198L38 195L36 197H34V195L24 194V197L20 200V202H22L25 207H28V209L26 211L24 210L23 212L21 211L22 213L19 212L18 214L20 215V217H16L17 213L9 212V210L7 211L4 208V202L5 201L2 202V200H0V264H67L69 260H67L65 255H64V254L67 255V252H71L72 253V254L69 253L70 257L72 255H75V257H74V259L76 260L75 264H184L183 263L184 261H191V262H188L190 264H264V153H259L258 154L257 152L253 151L255 149L257 150V147H260V148L262 147L261 149H258V150H261V152H262L264 150V144L262 146H255ZM118 148H121V147H117V149ZM125 148L126 147H124V149ZM70 149H68V151ZM134 149H136V146H135ZM222 149H224V148H222ZM228 149H230V148H228ZM132 150H133V147H132ZM70 151H72V149ZM222 152L224 153V151H222ZM3 153L4 152H2V154ZM25 153L28 154L29 152L27 153V151H26ZM229 153H230V151H229ZM229 153H227V154H229ZM5 154L6 153H4V155ZM21 154H20V156H21ZM68 154H71V153L69 152ZM15 155H14V157H15ZM23 155H24V153H23ZM101 155L103 156V153L100 154V156ZM127 155H126V157H127ZM226 155H224V156L226 157ZM243 155H245L246 157L250 156L249 158H254L253 159L254 163L252 161L251 164L253 163L254 167L253 166L252 167L255 169L256 173H255L254 170H252V172L249 173V171H247L249 169L245 168L246 166L245 167H240V168H245V170H243V171L239 170V166L237 165V162L241 158H243ZM122 156L123 155H121V157ZM228 156H230V154ZM1 157H2V155H1ZM22 157H24V156H22ZM30 157L31 156L28 155V158H30ZM128 157L130 158V156H128ZM191 157H192V155H191ZM257 157H258V159L255 160V158H257ZM21 158H20V160L22 161V159H24V158H22V159ZM87 158H89V157H87ZM101 159H102V157H101ZM181 159H182V157L179 158V160H181ZM218 159H216V161ZM18 160L19 159H17V161ZM25 160H27V159L25 158ZM25 160H23V161L25 162ZM23 161L21 163H23ZM102 161H104V160H102ZM207 161L209 163H207ZM11 162H13V161H11ZM35 163H37V162H35ZM123 163H125V161ZM136 163H137V161H136ZM14 164H15V162H14ZM23 164H28V163H23ZM41 164H43L42 161H41ZM41 164H39V165H41ZM110 164L113 167H111ZM169 164H170V162H169ZM11 165H12V163H11ZM36 165H34V166H36ZM99 165H101V164H99ZM118 165H119V163H118ZM17 166H15V167H17ZM83 166H84V164H83ZM83 166H81V167H83ZM87 166L88 165H86V167ZM43 167L44 166H41L40 168H43ZM86 167L84 168L85 170H86ZM90 167H91V169L88 171L89 173L87 174V176L91 175L90 171L94 169L92 167H96V166L94 165V166H90ZM104 167H105V170H106V166H104ZM127 167H126V169H128ZM213 167H215V166H213ZM247 167H249V166H247ZM33 168L35 169V167H33ZM150 168H152V167H150ZM15 169H17V168H15ZM82 169L83 168H81V170ZM130 169H131V166H130ZM4 170H6V169H3V171ZM74 170H76V169L73 168L72 171L74 172ZM81 170H79V173H80ZM94 170H96V169H94ZM107 170H108V168H107ZM173 170H174V168H172L171 172H173ZM7 171L8 170H6V172ZM34 171H36V170H34ZM45 171L47 172L48 170H45ZM238 171H240L239 172L240 175L238 174ZM129 172L127 170V174ZM39 173H41V172H39ZM76 173L74 172V174H76ZM79 173H78V176L82 175L85 172H83L82 174H79ZM91 173H94V172H91ZM103 173H105V172L103 171ZM143 173L144 172H142V174ZM19 174H20V172L17 175L19 176ZM43 174L45 175V173H43ZM43 174L41 173V175H43ZM72 174L73 173H71V175ZM124 174L126 176V172ZM129 174H131V173H129ZM12 175L15 176L16 174L15 175L12 174ZM47 175H48V173H47ZM83 175H85V174H83ZM94 175H96V174H94ZM101 175L102 174L100 173L99 176L101 177ZM106 175H107V172H106ZM150 176H153V178H154V174L150 175ZM0 177H1V175H0ZM6 177H8V176H6ZM6 177H4V178H6ZM19 177H21L20 179L25 178L24 176L23 177L19 176ZM81 177H82V179L84 178L83 176H81ZM8 178H10V177H8ZM31 178H28L27 180H31V181L35 180L34 178H32V179ZM102 178H104V176H102L100 178V180ZM10 179L8 181L9 184H10ZM80 179L81 178H79V181H80ZM110 179H109V181H110ZM13 180H14V178L12 179V181ZM45 180H46V178H45ZM45 180H42V183ZM106 180H108V177H107ZM112 180H111V182H112ZM36 181L41 183L39 179L38 180L36 179ZM115 181L118 183V185L117 184L115 185V183H116ZM173 181H172V183H173ZM85 182H86V180H85ZM101 182L103 183L104 181L102 180ZM186 182H188V181H186ZM226 182H231L230 186L227 185L228 183H226ZM36 183L37 182H35V184ZM167 184H169V182ZM173 184H175V183H173ZM32 185H33V183H32ZM104 186H105V184H104ZM2 187H4V186L2 185ZM98 187H100V186H98ZM164 187L166 188L165 191L167 193L164 192V190H163ZM7 188L9 189L8 186L5 189L7 190ZM20 189H22V188L20 187ZM43 189H42V191L44 192ZM101 190H102V188H101ZM154 190H157V191L159 190V192L156 193V191H155V193H156V195H155L152 192ZM214 190H215V192L216 191H218V192L215 193ZM2 192H1V194H2ZM151 193H153L158 198L156 199L155 196L153 198ZM219 193H220L221 197L218 196ZM85 194H82V195L87 196L90 199V201H93L92 194L91 195L90 194L85 195ZM108 194L106 195V197L108 196ZM127 198H129V199L127 200ZM4 200H6V199H4ZM102 200L104 202L106 201V203L102 202ZM71 203H73V202H71ZM10 204H9V206H10ZM90 204H93V203L91 202ZM12 205H14V204H12ZM127 208H131V210H129ZM46 209L48 211H45ZM108 209L112 210L109 213L114 214V212L118 211V214H114V216L112 214H108V212H106V211H109ZM55 210H59L58 212L61 215V216L59 215V218L54 216L55 212H56ZM53 211H55L53 213L54 215L52 214ZM124 211H125V213L127 212L128 215H129V213L133 214V217L130 218L129 221H133L132 223H134V221H135V224H137L136 227H135V224L134 225L130 224L131 222L129 223L128 220L127 221L125 220L128 216L127 215L123 216L124 213L122 214V212H124ZM14 212H16V210H14ZM32 214H33V216H32ZM42 214H43V217H42ZM56 214L58 215V213H56ZM108 215L109 216L112 215L113 219H110ZM194 215H195V217H194ZM21 216H22V218H21ZM40 216H41V219L39 218ZM37 218H39L38 220L41 221V222H39L37 220L39 222V224H38V222L36 223V219ZM46 218L48 220L49 219L53 220L54 224H53V221L49 220V222H48V220ZM65 218H67V219L65 221H63L62 224H60L61 222L59 223V225L57 224L58 223L57 221H59V219L62 220V219H65ZM42 219L46 220V221H43ZM20 220L24 221L25 224H26V220H27V224L30 223L31 226H33V225L35 226L36 225L35 227H37V225H38L39 228H40L41 225H44V226H41L42 231H44L43 228H45V226H46L47 230L49 229V231H52L55 234L54 239L56 238V241L52 242V241H48V240H45V239H41V240H39V239H37V240L31 239L32 236L29 237V234H26L24 232L25 229L23 228V225H21L22 221L20 222ZM64 223L65 224L68 223L69 226L68 227L63 226ZM56 224H57V226H56ZM66 226H67V224H66ZM38 227H37V229H38ZM189 228H191V230ZM45 230H46V228H45ZM47 230H46V232L45 231L44 232L38 231V232L46 234V233L49 232V231L47 232ZM36 233H37V231H36ZM17 234L20 235V236L16 237V239L15 238L14 239L10 238V237L15 236ZM40 236H41V234H40ZM9 238L12 239V241ZM13 240H15V241H13ZM70 240H78V241H73V242H76V243H72V242H70ZM39 246H40V248H38ZM63 252H65V253H63ZM67 258H69V257H67ZM69 259H71V258H69ZM193 259H195V261H193ZM188 263L185 262V264H188Z\"/></svg>",
    "mask_w": 264,
    "mask_h": 264
}]
</instances>
